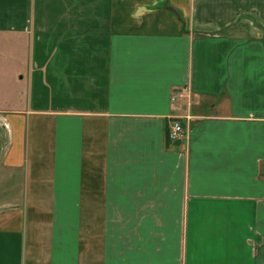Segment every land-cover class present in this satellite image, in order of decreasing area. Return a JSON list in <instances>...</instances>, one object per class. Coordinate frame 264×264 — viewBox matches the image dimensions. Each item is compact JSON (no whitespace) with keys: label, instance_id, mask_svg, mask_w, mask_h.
<instances>
[{"label":"crops","instance_id":"0c3cea01","mask_svg":"<svg viewBox=\"0 0 264 264\" xmlns=\"http://www.w3.org/2000/svg\"><path fill=\"white\" fill-rule=\"evenodd\" d=\"M0 264H264V0H0Z\"/></svg>","mask_w":264,"mask_h":264},{"label":"built area","instance_id":"2783aa9c","mask_svg":"<svg viewBox=\"0 0 264 264\" xmlns=\"http://www.w3.org/2000/svg\"><path fill=\"white\" fill-rule=\"evenodd\" d=\"M179 97H181V95ZM183 137H184V130L182 128V125L179 122H173L170 129V138L172 140H176Z\"/></svg>","mask_w":264,"mask_h":264}]
</instances>
